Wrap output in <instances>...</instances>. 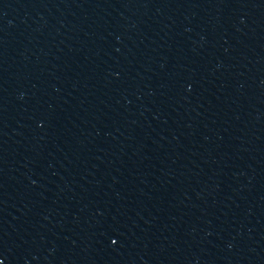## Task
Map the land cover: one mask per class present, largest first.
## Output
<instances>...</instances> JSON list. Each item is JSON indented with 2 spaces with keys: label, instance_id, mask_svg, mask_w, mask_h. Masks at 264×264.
I'll use <instances>...</instances> for the list:
<instances>
[{
  "label": "water",
  "instance_id": "water-1",
  "mask_svg": "<svg viewBox=\"0 0 264 264\" xmlns=\"http://www.w3.org/2000/svg\"><path fill=\"white\" fill-rule=\"evenodd\" d=\"M264 193V0H0V264H199Z\"/></svg>",
  "mask_w": 264,
  "mask_h": 264
}]
</instances>
